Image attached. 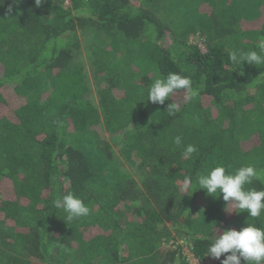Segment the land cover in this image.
I'll return each instance as SVG.
<instances>
[{
	"label": "trees",
	"instance_id": "1",
	"mask_svg": "<svg viewBox=\"0 0 264 264\" xmlns=\"http://www.w3.org/2000/svg\"><path fill=\"white\" fill-rule=\"evenodd\" d=\"M79 34L94 37L98 104ZM260 39L264 0H0V264H191L177 237L220 264L206 255L213 235L264 228V212L249 217L195 183L250 164L259 178L245 187L264 189V64L228 55ZM170 72L197 95L141 100ZM67 193L88 216L54 207Z\"/></svg>",
	"mask_w": 264,
	"mask_h": 264
},
{
	"label": "clouds",
	"instance_id": "2",
	"mask_svg": "<svg viewBox=\"0 0 264 264\" xmlns=\"http://www.w3.org/2000/svg\"><path fill=\"white\" fill-rule=\"evenodd\" d=\"M39 7L42 0H35ZM257 50L229 52V60L235 64L247 62L249 65L260 66L264 64V39H260ZM184 90L187 95L184 100L191 101L197 95L193 90L190 77L179 72H170L166 77L157 78L147 90V98L141 99L153 104L164 105L172 95ZM167 111L174 116L179 111L176 102L168 104ZM174 144L180 146L182 138L174 137ZM197 151L196 146L189 144L184 148V155L191 156ZM259 178V173L252 165H245L229 172L223 165H217L205 173L198 174L195 178L197 189L206 190L207 194L219 196L222 194L225 202L236 205L239 212L247 210L249 217H259L264 212V189L246 188L254 179ZM189 184H185L188 189ZM53 205L58 210L67 213V219L86 217L90 208L84 201L73 193L57 196ZM225 254H227L225 256ZM207 256L213 260H220V264H264V228L247 223L246 226L236 229H225L222 234H215L210 238L207 247ZM225 256L221 260V257Z\"/></svg>",
	"mask_w": 264,
	"mask_h": 264
},
{
	"label": "rangeland",
	"instance_id": "3",
	"mask_svg": "<svg viewBox=\"0 0 264 264\" xmlns=\"http://www.w3.org/2000/svg\"><path fill=\"white\" fill-rule=\"evenodd\" d=\"M79 38H80L81 49H80V55L76 57V60H79L81 63L84 64L85 73L87 74V76L89 78V82L91 84V90L89 91V96L91 97V99L93 100V102L95 104H98V89L96 87V81L94 79L93 72L91 69L90 50H89V44H90V42H92L94 37H92L90 35L83 36L82 34H79ZM191 39H192L191 40L192 42L198 43L203 51L206 50V47H205V44L203 43L204 41H203L202 37L197 35ZM115 150L118 153V150L117 149H115ZM121 158L124 159L122 156H121ZM122 161H124V160H122ZM134 177L138 181V176L136 174H134ZM174 236H176L175 232L173 233V237ZM174 243H176L182 247L184 255L190 261L191 264H208V262L199 261L194 257L192 251L190 250L189 244L186 240L177 237V239H171L169 242V244H174Z\"/></svg>",
	"mask_w": 264,
	"mask_h": 264
}]
</instances>
